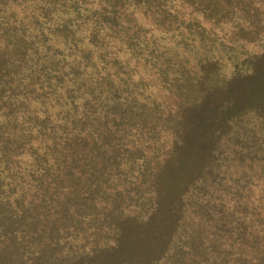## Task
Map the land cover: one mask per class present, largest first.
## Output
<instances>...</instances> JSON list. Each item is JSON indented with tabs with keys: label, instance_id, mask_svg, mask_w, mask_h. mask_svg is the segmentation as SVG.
<instances>
[{
	"label": "trees",
	"instance_id": "obj_1",
	"mask_svg": "<svg viewBox=\"0 0 264 264\" xmlns=\"http://www.w3.org/2000/svg\"><path fill=\"white\" fill-rule=\"evenodd\" d=\"M262 7L0 0V264H264Z\"/></svg>",
	"mask_w": 264,
	"mask_h": 264
},
{
	"label": "rangeland",
	"instance_id": "obj_2",
	"mask_svg": "<svg viewBox=\"0 0 264 264\" xmlns=\"http://www.w3.org/2000/svg\"><path fill=\"white\" fill-rule=\"evenodd\" d=\"M255 7V6H254ZM253 7V8H254ZM253 8H251V13H252V10ZM264 7L260 8L258 11L259 13V17H257L259 20H257L255 18V20L257 22H260V28L263 29V26H264ZM255 12V10H254ZM233 27H231V25H223V29L221 30V33H225L228 37V31H231ZM220 29V28H219ZM254 28H252L253 30ZM247 31L246 30L245 32H242V35L236 40L238 41V44H246L245 47H241L243 50H248V51H252V50H258V46L255 44H253L252 42H248L249 38H252V35L251 34H247ZM263 35L264 36V31L263 33L261 32L259 36ZM231 36V34L229 35ZM258 36V38H259ZM251 40V39H250ZM253 40V39H252ZM219 50L222 51L221 48H218ZM216 50V49H215ZM258 121L255 120V118L251 119V121H249V126L252 128H255L254 131H255V136L258 138V139H263L264 137V124L261 125V126H257L256 123ZM259 123V122H258ZM230 159H227L226 161H229ZM257 164V163H256ZM220 179L223 178L224 179V184L227 186V189L224 190V191H221L220 194L224 193V194H227L228 196H233L234 195V192L235 190H232L231 186H230V182L232 180V177H233V168H232V165H231V162L230 163H225L223 164L222 166V171L220 169ZM244 177H250L252 179H249V180H253L251 182H244V184L246 185L245 188H243V195L242 196H245L246 198L248 199H256L258 200V204H259V207L257 210L258 211H261V214H260V220H258V217H256V222H254L253 224L255 225V227L261 231V235L263 236L264 238V184L262 183V181L264 180V174L262 173H258V174H255V175H252V174H246ZM236 179V178H235ZM255 179V180H254ZM244 181H247V180H244ZM245 213H249L248 211H246Z\"/></svg>",
	"mask_w": 264,
	"mask_h": 264
}]
</instances>
